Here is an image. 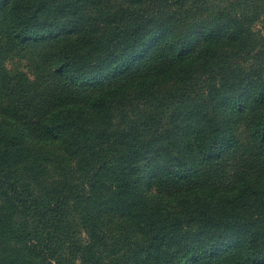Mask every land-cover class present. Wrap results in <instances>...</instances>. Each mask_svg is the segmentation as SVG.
Listing matches in <instances>:
<instances>
[{"label": "trees", "instance_id": "1", "mask_svg": "<svg viewBox=\"0 0 264 264\" xmlns=\"http://www.w3.org/2000/svg\"><path fill=\"white\" fill-rule=\"evenodd\" d=\"M0 264H264V0H0Z\"/></svg>", "mask_w": 264, "mask_h": 264}]
</instances>
